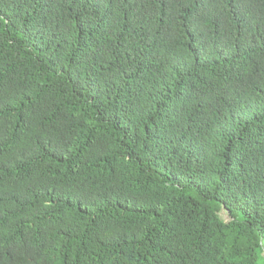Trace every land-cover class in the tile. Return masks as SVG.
<instances>
[{"label": "trees", "instance_id": "obj_1", "mask_svg": "<svg viewBox=\"0 0 264 264\" xmlns=\"http://www.w3.org/2000/svg\"><path fill=\"white\" fill-rule=\"evenodd\" d=\"M262 242L264 0H0V264Z\"/></svg>", "mask_w": 264, "mask_h": 264}, {"label": "rangeland", "instance_id": "obj_2", "mask_svg": "<svg viewBox=\"0 0 264 264\" xmlns=\"http://www.w3.org/2000/svg\"><path fill=\"white\" fill-rule=\"evenodd\" d=\"M218 214H219V217H220L223 221H229V220H230L227 211H225L224 209H221V210L219 211ZM262 246H263V253H262V255H263V257H264V242H262Z\"/></svg>", "mask_w": 264, "mask_h": 264}]
</instances>
